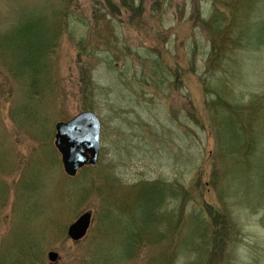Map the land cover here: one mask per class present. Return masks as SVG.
I'll use <instances>...</instances> for the list:
<instances>
[{
  "label": "rangeland",
  "instance_id": "374dc122",
  "mask_svg": "<svg viewBox=\"0 0 264 264\" xmlns=\"http://www.w3.org/2000/svg\"><path fill=\"white\" fill-rule=\"evenodd\" d=\"M0 264H264V0H0Z\"/></svg>",
  "mask_w": 264,
  "mask_h": 264
},
{
  "label": "water",
  "instance_id": "95a60500",
  "mask_svg": "<svg viewBox=\"0 0 264 264\" xmlns=\"http://www.w3.org/2000/svg\"><path fill=\"white\" fill-rule=\"evenodd\" d=\"M101 121L93 111H84L66 122L56 125L55 145L62 154L65 171L76 176L87 165H97L101 150ZM93 211L83 213L71 224L68 234L74 241L86 237L91 227ZM59 253H49L51 261L56 262Z\"/></svg>",
  "mask_w": 264,
  "mask_h": 264
},
{
  "label": "trees",
  "instance_id": "16d2710c",
  "mask_svg": "<svg viewBox=\"0 0 264 264\" xmlns=\"http://www.w3.org/2000/svg\"><path fill=\"white\" fill-rule=\"evenodd\" d=\"M57 16V15H56ZM46 38V40H47V43H42V46H44L43 47V50H44V52H42V56H37V55H35V57H34V60L35 61H38V62H45V61H47V58H48V52H49V49H50V46H47V44H48V42H50V38L49 37H45ZM38 48L41 50V45H40V42L38 43V46H36L34 49L35 50H37L38 51ZM42 51V50H41ZM42 60V61H41ZM31 74H30V78H32L33 77V71H31L30 72ZM38 75V73L36 72V73H34V80H35V76H37ZM32 82H34V81H32ZM33 87V86H32ZM41 90V86H40V84L38 85V83H37V81H35V86L31 89V91L32 92H39Z\"/></svg>",
  "mask_w": 264,
  "mask_h": 264
}]
</instances>
